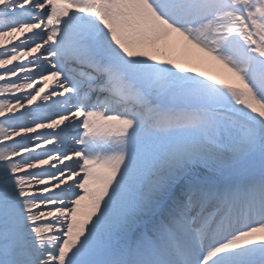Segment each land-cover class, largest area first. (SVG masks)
<instances>
[{"label":"snow or ice","instance_id":"snow-or-ice-1","mask_svg":"<svg viewBox=\"0 0 264 264\" xmlns=\"http://www.w3.org/2000/svg\"><path fill=\"white\" fill-rule=\"evenodd\" d=\"M0 264H264V0H0Z\"/></svg>","mask_w":264,"mask_h":264},{"label":"bare ground","instance_id":"bare-ground-1","mask_svg":"<svg viewBox=\"0 0 264 264\" xmlns=\"http://www.w3.org/2000/svg\"><path fill=\"white\" fill-rule=\"evenodd\" d=\"M176 39L182 40V38L178 37ZM192 53H196V55L203 57V59L184 60L186 66L193 68L195 71H201L206 76L210 75L213 78L225 79L226 70L222 66L213 61L211 58L204 57V54L198 53L197 50L191 49V46L188 47V50L180 47L175 52L169 53V56L174 59H181L185 56L192 55Z\"/></svg>","mask_w":264,"mask_h":264}]
</instances>
